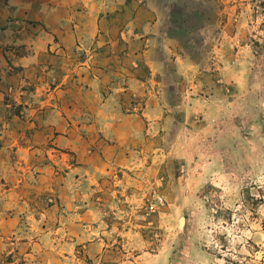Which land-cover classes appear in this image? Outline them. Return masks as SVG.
<instances>
[{
	"label": "rangeland",
	"instance_id": "1",
	"mask_svg": "<svg viewBox=\"0 0 264 264\" xmlns=\"http://www.w3.org/2000/svg\"><path fill=\"white\" fill-rule=\"evenodd\" d=\"M23 2L0 0V264H264V0H158L160 29L139 9L75 44Z\"/></svg>",
	"mask_w": 264,
	"mask_h": 264
},
{
	"label": "crops",
	"instance_id": "2",
	"mask_svg": "<svg viewBox=\"0 0 264 264\" xmlns=\"http://www.w3.org/2000/svg\"><path fill=\"white\" fill-rule=\"evenodd\" d=\"M26 4L28 12L48 13L55 28L64 33L68 41L75 44L81 37L94 39L99 32V24L103 20L120 15L121 13H134L143 9L148 13H155L154 21L144 20L140 30L153 26L154 29L163 26V13L157 6L158 0H21ZM166 10V9H165ZM72 46V45H69ZM165 54H169L167 47ZM179 62L188 74L194 68L193 62L187 57L180 56ZM186 76V75H185Z\"/></svg>",
	"mask_w": 264,
	"mask_h": 264
}]
</instances>
